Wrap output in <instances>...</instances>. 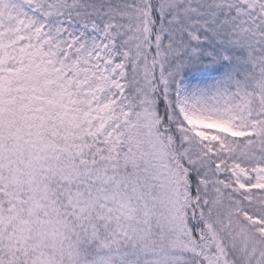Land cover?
Instances as JSON below:
<instances>
[{
  "label": "snow or ice",
  "instance_id": "1",
  "mask_svg": "<svg viewBox=\"0 0 264 264\" xmlns=\"http://www.w3.org/2000/svg\"><path fill=\"white\" fill-rule=\"evenodd\" d=\"M0 264H264V0H0Z\"/></svg>",
  "mask_w": 264,
  "mask_h": 264
}]
</instances>
